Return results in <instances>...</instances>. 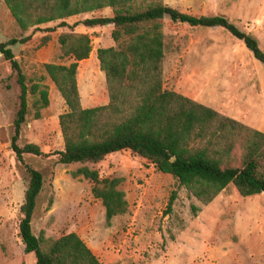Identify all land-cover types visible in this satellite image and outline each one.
<instances>
[{"label":"rangeland","instance_id":"rangeland-1","mask_svg":"<svg viewBox=\"0 0 264 264\" xmlns=\"http://www.w3.org/2000/svg\"><path fill=\"white\" fill-rule=\"evenodd\" d=\"M193 15H223L241 30L256 37L264 50V0H164ZM111 8L67 19L112 16ZM50 23L49 25H54ZM47 26V25H44ZM67 29V28H65ZM59 29L41 45L44 31H22L4 0H0V42L32 34L30 41L11 48L31 85L48 87L49 104L39 110L29 94L30 113L23 124L19 145L35 143L44 152L61 150L64 139L59 116L67 105L43 64L69 65L62 58ZM77 32L91 36L93 50L78 63L77 80L84 107L107 104L109 94L97 50L113 46V25ZM164 86L184 94L223 115L264 132V64L244 42L220 26L199 27L164 19ZM17 74L0 53V264H35L26 254L19 235L20 207L29 174L11 146L14 119L20 105ZM26 163L40 170L45 185L38 197L32 228L35 235L58 238L76 232L105 264H264V193L242 196L229 184L205 205L177 180L156 170L130 150L108 155L97 164L57 162L56 156L26 154ZM87 165L101 177L120 176L129 202L128 211L111 224L105 208L92 193V182L73 172ZM178 196L168 210L172 192ZM200 209L193 213L192 206Z\"/></svg>","mask_w":264,"mask_h":264},{"label":"trees","instance_id":"trees-1","mask_svg":"<svg viewBox=\"0 0 264 264\" xmlns=\"http://www.w3.org/2000/svg\"><path fill=\"white\" fill-rule=\"evenodd\" d=\"M22 31L33 28L50 34L65 29L59 37L62 58L69 64L44 63L67 105L59 116L64 139L61 150L44 152L35 143L19 145L23 124L30 113L29 94L39 110L49 104L48 87L40 81L27 83L21 63L11 46L26 43L32 34L0 42V53L17 74L20 105L14 119L11 146L29 174L25 198L20 207L19 235L26 254H34L35 264H105L76 232L58 238L35 235L32 228L43 173L24 160L33 156H56L62 164H97L108 155L130 150L162 172L171 174L180 187L203 204L211 203L229 184L244 197L264 193V132L223 115L184 94L164 86V19L192 26H220L242 40L253 56L264 64L259 40L241 30L223 15H193L170 6L164 0H4ZM111 8L112 16L84 18L69 23L68 18ZM55 23L54 25H49ZM47 25V26H44ZM113 25L114 45L101 47L97 57L105 73L109 101L84 107L77 80L78 63L93 50L91 36L77 32ZM91 181L93 195L105 208L108 224L129 209L122 188L123 177H101L87 165L73 172ZM178 192L168 202L173 211ZM200 208L192 206L196 214Z\"/></svg>","mask_w":264,"mask_h":264}]
</instances>
